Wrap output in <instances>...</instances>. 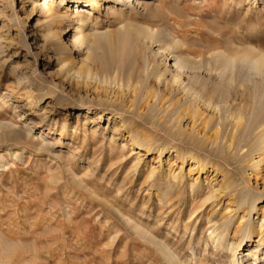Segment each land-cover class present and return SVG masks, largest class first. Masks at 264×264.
Wrapping results in <instances>:
<instances>
[{"label": "rangeland", "instance_id": "1", "mask_svg": "<svg viewBox=\"0 0 264 264\" xmlns=\"http://www.w3.org/2000/svg\"><path fill=\"white\" fill-rule=\"evenodd\" d=\"M97 1L0 0V264H264V0Z\"/></svg>", "mask_w": 264, "mask_h": 264}, {"label": "bare ground", "instance_id": "2", "mask_svg": "<svg viewBox=\"0 0 264 264\" xmlns=\"http://www.w3.org/2000/svg\"><path fill=\"white\" fill-rule=\"evenodd\" d=\"M45 0H43V2H44ZM87 1H89V3H90V5L91 6H97V3H98V1L97 0H87ZM145 1V0H144ZM263 0H256V3H260V2H262ZM128 2H130V3H132V5H135V6H141L144 2L142 1V0H117V3L118 4H120V5H125L126 3H128ZM41 3V2H40ZM42 4V3H41ZM45 4V3H44ZM127 5V4H126ZM144 5V4H143ZM142 5V6H143ZM146 5V4H145ZM45 7V6H44ZM133 8V7H132ZM45 9H46V7H45ZM79 9L77 8V9H75V12L76 11H78ZM91 12H90V10H88L86 7H84V8H82V12L79 14V16H78V20L80 21L81 20V16H82V14H83V20H82V25L83 26H85V24H86V21L88 20V18H89V14H90ZM79 21H77L78 23H79ZM104 34H108V32L107 33H104ZM123 36H127L126 34H124V35H122V37ZM73 37H74V34L72 35V39H73ZM128 37H126V39H127ZM125 39V38H124ZM86 40V38L85 37H83V39L81 40L82 42L83 41H85ZM109 40V39H108ZM96 44H98L97 42H96ZM175 64L177 65V66H179L176 62H175ZM194 67V66H193ZM261 67H264V53H261L259 56H257L256 57V59H255V61H254V68L257 70H259V69H262ZM54 78V77H53ZM51 82L49 83V85H54L56 82L54 81V80H50ZM31 102L32 101H29V103L27 104L28 106H29V108L31 109V108H33V105H31ZM260 150L262 151V150H264V148H263V145L260 147ZM195 193V192H194ZM246 199V198H245ZM244 198L242 199V202L240 203V205H242V204H246V203H248V201H246ZM254 201H255V199H252V201H251V203L249 202V208L247 209L248 210V212L250 211V209H251V206H254ZM196 205V204H195ZM202 205V204H201ZM204 205V204H203ZM202 205V206H203ZM194 207H196V206H194ZM196 208H201V207H196ZM203 209V208H202ZM192 209H190V211H191ZM198 212H201V211H197V213H195V211L193 210V211H191V213H190V217L189 218H196L197 217V215H198ZM200 214V213H199ZM197 219H198V217H197ZM196 219V220H197ZM192 221V220H191ZM197 224V223H196ZM198 225V224H197ZM224 228H222V229H219V231L218 232H216L214 235H213V230H215V229H213L212 231H210L209 232V237H211V238H213V240H215L218 244L219 243H221L220 242V238H222L223 237V232H222V230H223ZM222 240V239H221ZM216 244V243H215ZM249 252L247 251L246 253H245V255L246 254H248ZM233 264H236V263H233Z\"/></svg>", "mask_w": 264, "mask_h": 264}]
</instances>
